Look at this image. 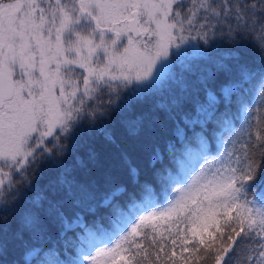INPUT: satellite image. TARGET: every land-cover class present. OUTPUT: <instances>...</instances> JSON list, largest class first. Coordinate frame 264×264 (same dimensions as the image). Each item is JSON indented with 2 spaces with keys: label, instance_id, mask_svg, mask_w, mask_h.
<instances>
[{
  "label": "snow or ice",
  "instance_id": "1",
  "mask_svg": "<svg viewBox=\"0 0 264 264\" xmlns=\"http://www.w3.org/2000/svg\"><path fill=\"white\" fill-rule=\"evenodd\" d=\"M216 37L251 43L264 64V0H0V253L8 213L42 166H62L81 130L131 107L145 112L129 124L135 157L105 129L108 161L90 151L20 211L14 236L26 260L264 264V193L253 192L264 188V71L238 56L203 68L184 61L185 45ZM233 106L256 132L240 155L209 165L214 124L228 127ZM146 151L150 178L141 180Z\"/></svg>",
  "mask_w": 264,
  "mask_h": 264
},
{
  "label": "trees",
  "instance_id": "2",
  "mask_svg": "<svg viewBox=\"0 0 264 264\" xmlns=\"http://www.w3.org/2000/svg\"><path fill=\"white\" fill-rule=\"evenodd\" d=\"M196 43V41H195ZM198 50L194 55L190 56L189 59H185V62L191 64L194 68H203L206 65L221 62L235 63L236 57H239V61L242 64L248 65L249 69L254 74H259L264 71V64H262V53L257 50L251 43L245 42L239 46L230 45L225 39L220 37L210 40L208 45L200 47L197 45ZM214 67V65H210ZM183 72V69H180ZM251 87V85H249ZM246 84L242 83L240 88L245 92H250L251 89ZM258 88V85H257ZM251 103L256 104L260 99L256 91L251 93ZM141 104L146 110L153 109V101H141ZM220 112H223V108H220ZM231 124L225 128H217L214 124L215 132L214 138L211 140V150L209 153L208 164L213 165L215 162L216 166H219L221 159L225 158L227 162V156L224 155L226 152H233L234 157L240 155V147L244 143H250L248 133L251 132L253 135L256 132V128L253 126L255 121L251 118L249 113H238L235 106L231 109ZM145 115L144 111H140L134 108H129L127 111L118 113L115 118L101 128H97L94 132L88 129L81 130L79 135V143L77 150L73 155L64 158L62 166H57L55 163H45L39 176L36 178V188L30 192H26L19 207L9 211V230L7 233V245L6 252L0 253V264H30L26 260V243L22 244L20 241L15 239L14 232L20 227V211L24 208L30 207L31 202L34 199L37 191H47L49 185H54L58 178H60L64 172V169L69 170L78 169L79 161H87V156L90 151H95L98 154L99 159L108 161L110 159V153L106 144V134H110L113 139L124 141V147L128 148L133 157L137 155L138 144L134 137L129 134V124L134 121L143 120ZM203 119V116L201 117ZM197 130H199L197 128ZM168 140L175 143V139L172 136L171 131L166 134ZM163 146V145H162ZM151 152L146 151L141 160V180L150 178L151 170ZM111 162L118 165V161L111 158ZM259 191L253 189L259 198L261 193H264V188H260ZM144 194L142 193L141 196ZM249 200L252 196L249 195ZM136 203H142L141 200H137ZM258 253V246L253 243L252 250L250 252L251 257H256ZM194 254L185 253V256ZM188 264H197L194 259H189ZM199 264H206L205 261H200Z\"/></svg>",
  "mask_w": 264,
  "mask_h": 264
},
{
  "label": "rangeland",
  "instance_id": "3",
  "mask_svg": "<svg viewBox=\"0 0 264 264\" xmlns=\"http://www.w3.org/2000/svg\"><path fill=\"white\" fill-rule=\"evenodd\" d=\"M191 43H195V41H191ZM185 49V56H184V61L185 59H189L190 56L194 55L195 52L198 50L197 45L193 44L191 47H187V45L184 46ZM183 69V68H181ZM224 162H225V158H223ZM209 162V161H208ZM221 161L219 162L220 165Z\"/></svg>",
  "mask_w": 264,
  "mask_h": 264
}]
</instances>
